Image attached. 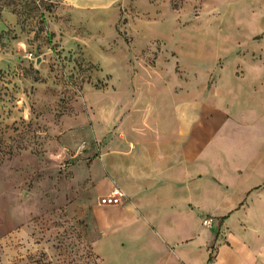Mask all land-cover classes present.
<instances>
[{"label": "rangeland", "instance_id": "rangeland-1", "mask_svg": "<svg viewBox=\"0 0 264 264\" xmlns=\"http://www.w3.org/2000/svg\"><path fill=\"white\" fill-rule=\"evenodd\" d=\"M221 74L227 108L258 118L236 139L264 156V0H0V264H102L107 140ZM240 193L208 215L213 231L234 227Z\"/></svg>", "mask_w": 264, "mask_h": 264}, {"label": "crops", "instance_id": "crops-1", "mask_svg": "<svg viewBox=\"0 0 264 264\" xmlns=\"http://www.w3.org/2000/svg\"><path fill=\"white\" fill-rule=\"evenodd\" d=\"M223 76L209 89L194 76L173 91L180 99L171 118L164 107H145L138 133L107 140L99 164L125 197L101 210V233L91 243L102 264H264V156L236 139L258 118L227 108ZM229 187L241 192L240 205L234 227L219 234L203 221L231 208L218 212ZM126 214L143 223L142 235L128 229Z\"/></svg>", "mask_w": 264, "mask_h": 264}, {"label": "built area", "instance_id": "built-area-1", "mask_svg": "<svg viewBox=\"0 0 264 264\" xmlns=\"http://www.w3.org/2000/svg\"><path fill=\"white\" fill-rule=\"evenodd\" d=\"M125 197V194L117 187H114L111 189V191L102 196L100 198V204L102 205H118L121 204L123 199ZM203 224L210 226L211 225V220L210 219H205L203 221Z\"/></svg>", "mask_w": 264, "mask_h": 264}]
</instances>
